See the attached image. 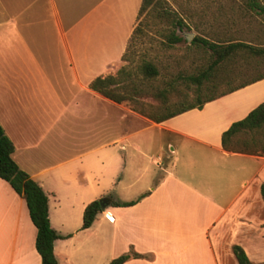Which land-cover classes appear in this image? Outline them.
<instances>
[{"label":"crops","instance_id":"1","mask_svg":"<svg viewBox=\"0 0 264 264\" xmlns=\"http://www.w3.org/2000/svg\"><path fill=\"white\" fill-rule=\"evenodd\" d=\"M141 1L0 0V126L48 198L54 257L109 264L132 251L143 258L124 264H237L238 246L263 263L264 155L228 152L221 136L264 104V77L160 123L90 88L123 67ZM243 1L218 0L215 16L233 19ZM245 2V12L258 6ZM228 28L216 35L243 36ZM240 53L206 59L201 88L244 65ZM110 194L133 204L111 206ZM102 198L107 207L82 229L85 207ZM35 239L24 199L0 179V264H41Z\"/></svg>","mask_w":264,"mask_h":264},{"label":"rangeland","instance_id":"2","mask_svg":"<svg viewBox=\"0 0 264 264\" xmlns=\"http://www.w3.org/2000/svg\"><path fill=\"white\" fill-rule=\"evenodd\" d=\"M218 0H155L153 5L144 11L136 26L138 31L127 48V61L123 67H128L134 74V81L142 93L135 97L133 106L137 112L148 114L162 113L159 107L157 94L165 93L170 107L179 108L196 103V97H216L226 91L264 76V57H257L247 52L240 53L237 57L243 58L245 64L238 69H219L213 82H208L201 88V93L195 92V85L188 78L197 75L205 61V53L200 46L190 45L191 41H183L169 45L168 35L173 31L171 20L174 18L185 19L190 28H183L176 34L185 38L186 34L207 37L211 41L226 43L228 41H243L251 43L257 48L264 47V0L255 1L254 9L245 12L248 0H244L242 11L232 18H218L215 16ZM157 2V4H155ZM215 2V4H214ZM217 2V3H216ZM246 4V5H245ZM247 9V7H246ZM249 9V7H248ZM213 25V29H208ZM241 30L242 37L217 36L216 28L233 27ZM233 32V30L231 31ZM192 38V39H193ZM191 39V40H192ZM151 62L158 70V76L148 83H139L135 77L142 62ZM143 115V116H144ZM256 138V137H255ZM248 135H239L233 140V146H240L243 140H248ZM167 150H164V153Z\"/></svg>","mask_w":264,"mask_h":264},{"label":"trees","instance_id":"3","mask_svg":"<svg viewBox=\"0 0 264 264\" xmlns=\"http://www.w3.org/2000/svg\"><path fill=\"white\" fill-rule=\"evenodd\" d=\"M155 0H142L138 11V19L140 15L150 8ZM157 4V2H155ZM264 13V11H263ZM173 31L168 35L167 42L169 45L185 42L183 36L176 34V31L181 32L183 28L188 26L183 19L174 18L171 20ZM138 31V26L135 27L129 42H131ZM128 42V45H129ZM190 45L200 46L211 49L213 52L210 56L205 57V60H212L213 65L222 62L224 59L231 56L232 53L239 51L247 52L257 57H264V47L257 48L245 43H212L207 39L200 36H195ZM128 48V46H127ZM127 48L122 56V61H127ZM212 70L209 68L200 70L197 75L188 78L189 82L197 86L196 93L200 92L201 85L204 79H207ZM137 76V77H136ZM158 76V70L151 63L144 61L138 68L137 81L141 84L148 83ZM261 76L258 79L263 78ZM134 74L128 67H122L115 76H107L105 78H96L91 84L90 88L104 97L116 102H128L134 109L135 97L142 93L139 86L135 84ZM159 99V109L162 113L144 115L149 120L160 123L175 115L183 113L193 108H200L205 102L212 100L215 97H210L206 100L198 99L196 103L181 106L179 108L170 107L165 93L160 92L157 94ZM239 135H248V140H243L240 146H233V140L237 139ZM256 137V138H255ZM221 144L224 150L228 152L245 153L249 155H264V104L259 105L252 110L244 119L233 123L227 131L221 136ZM14 147L12 142L4 134L0 126V179L7 182L13 191L22 197L26 203L29 217L36 228L35 248L40 256L41 264H58L53 254L54 241L59 238V235L50 227L48 219V198L43 190L29 178V176L19 169L12 159ZM260 193L264 201V184L260 187ZM104 199V198H102ZM108 199L111 200V206H130L133 203H121L115 200L114 195L110 194ZM100 200L90 202L84 209L82 218V229L89 228L96 215L101 211ZM232 253L236 259L237 264H253L251 263L244 251L238 247H232ZM143 256L136 254L132 251L121 255L110 261L109 264H124L130 259H139ZM258 264H264L258 263Z\"/></svg>","mask_w":264,"mask_h":264},{"label":"water","instance_id":"4","mask_svg":"<svg viewBox=\"0 0 264 264\" xmlns=\"http://www.w3.org/2000/svg\"><path fill=\"white\" fill-rule=\"evenodd\" d=\"M193 38V35L192 34H186L185 35V39L187 41H191V39ZM108 205V201L106 199H101L100 200V208H101V211L105 210V208L107 207Z\"/></svg>","mask_w":264,"mask_h":264}]
</instances>
